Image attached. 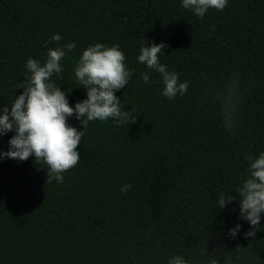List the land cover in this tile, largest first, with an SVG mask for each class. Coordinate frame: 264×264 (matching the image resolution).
Listing matches in <instances>:
<instances>
[{
	"label": "trees",
	"instance_id": "1",
	"mask_svg": "<svg viewBox=\"0 0 264 264\" xmlns=\"http://www.w3.org/2000/svg\"><path fill=\"white\" fill-rule=\"evenodd\" d=\"M53 34L61 41L45 46ZM144 39L167 45L159 59L189 82L183 96L161 95L160 74L138 62ZM69 42L51 78L69 104L86 99L74 73L82 51L117 45L132 75L115 95L136 122L90 121L63 183L47 182L32 157L0 158V264H168L205 260V249L219 264H264V213L253 239L238 200L216 205L238 195L245 157L264 152V0H228L203 18L181 0H0V105L10 110L23 91L29 58L43 65L48 48ZM234 78L241 103L229 132L212 97ZM68 123L82 130L75 116Z\"/></svg>",
	"mask_w": 264,
	"mask_h": 264
},
{
	"label": "clouds",
	"instance_id": "2",
	"mask_svg": "<svg viewBox=\"0 0 264 264\" xmlns=\"http://www.w3.org/2000/svg\"><path fill=\"white\" fill-rule=\"evenodd\" d=\"M227 3L228 0H181V7L203 18L210 8L222 11ZM61 39L60 35L53 34L50 41H45V46L51 42L59 43ZM75 47L74 42H69L62 47L48 48L43 65L29 58L25 64L29 75L20 87L23 91L13 99L10 110L7 105H0V136L14 133L8 141V150L0 151V158L25 161L32 157L37 165L46 170L49 183L53 180L63 183V173L79 163L81 157L77 149L90 121L111 120L117 127L128 126L136 122L138 115L135 109L123 110L120 98L115 95L117 90L128 84L132 75V70L124 63L125 55L117 45L109 47L95 43L82 51L74 73L79 85L86 89V99L74 106L69 104L65 91L51 78L63 71L60 61ZM166 47L164 43L147 44L144 39L137 60L160 74L163 84L161 95L171 99L183 96L189 82H181L178 73L169 71L160 62V54ZM141 78L144 83H149L150 73H141ZM212 98L219 99L223 123L231 132L241 103L237 80L234 78L225 91L217 92ZM72 116L79 121L82 130L68 123V118ZM245 159L249 161L247 178L237 189L238 195L221 193L216 205L223 209L226 204L238 200L240 216L250 225L245 236L254 239L264 213V152L258 156L248 155ZM131 187V184L125 183L120 191L126 194ZM240 228L241 225L237 224L229 229V235L235 238ZM215 252L213 249L206 254L205 249V260L173 255L168 264H205V261L206 264H219Z\"/></svg>",
	"mask_w": 264,
	"mask_h": 264
}]
</instances>
